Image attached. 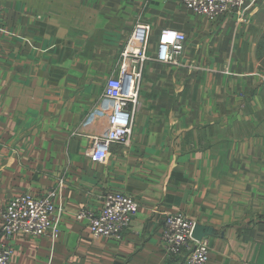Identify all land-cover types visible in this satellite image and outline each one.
I'll return each instance as SVG.
<instances>
[{"label": "crops", "instance_id": "obj_1", "mask_svg": "<svg viewBox=\"0 0 264 264\" xmlns=\"http://www.w3.org/2000/svg\"><path fill=\"white\" fill-rule=\"evenodd\" d=\"M1 5L0 209L64 183L58 239L15 235L10 264H178L161 244L164 216L177 213L209 240L208 264H264V0L240 24L182 0ZM138 21L151 58L162 30L182 32L184 67L145 64L131 142L95 164L90 137L104 126L86 119ZM110 191L139 208L120 239L97 245L76 215Z\"/></svg>", "mask_w": 264, "mask_h": 264}, {"label": "built area", "instance_id": "obj_2", "mask_svg": "<svg viewBox=\"0 0 264 264\" xmlns=\"http://www.w3.org/2000/svg\"><path fill=\"white\" fill-rule=\"evenodd\" d=\"M152 1V0H148ZM166 2L168 0H158ZM256 0H182L188 12L209 21L234 16L236 23L246 21ZM0 0V34L2 28ZM150 26L136 22L127 44L121 53L116 72L107 78L100 100L86 119V124L100 122L104 131L90 137L87 156L92 163L104 164L112 145L128 146L131 142L134 120L140 109V90L144 66L148 61L184 67L182 53L186 37L176 30H162L156 44V55H148ZM64 183L42 195L22 194L12 198L0 209L4 243H0V264H10L13 250L10 241L15 235L47 236L55 242L59 236V221L63 213L56 200L61 197ZM138 203L123 193L110 191L100 197L98 211L80 210L76 220H84L89 228V239L99 245L102 240L120 239L129 229L138 212ZM197 223L181 213L164 216L161 228L162 250L166 257L178 264H208L209 240L195 239Z\"/></svg>", "mask_w": 264, "mask_h": 264}, {"label": "water", "instance_id": "obj_3", "mask_svg": "<svg viewBox=\"0 0 264 264\" xmlns=\"http://www.w3.org/2000/svg\"><path fill=\"white\" fill-rule=\"evenodd\" d=\"M197 228H198V227L195 228L193 236H194L195 239H198V240H199V239H201L202 237L200 238V237H197V236H196V229H197Z\"/></svg>", "mask_w": 264, "mask_h": 264}, {"label": "rangeland", "instance_id": "obj_4", "mask_svg": "<svg viewBox=\"0 0 264 264\" xmlns=\"http://www.w3.org/2000/svg\"><path fill=\"white\" fill-rule=\"evenodd\" d=\"M248 15V14H247Z\"/></svg>", "mask_w": 264, "mask_h": 264}]
</instances>
